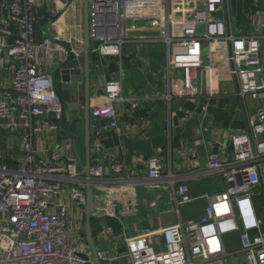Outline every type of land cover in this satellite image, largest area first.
Instances as JSON below:
<instances>
[{
    "label": "built area",
    "instance_id": "built-area-1",
    "mask_svg": "<svg viewBox=\"0 0 264 264\" xmlns=\"http://www.w3.org/2000/svg\"><path fill=\"white\" fill-rule=\"evenodd\" d=\"M228 1L88 0L89 36L97 42L94 51L100 56L120 59L128 42H162L166 65L190 70L201 66L203 42L227 41L219 63L231 65L245 108L247 130L230 138L233 158L210 154L201 172L220 176L225 188L205 195L207 204L197 219L164 226L159 245L147 234L122 232L131 264H225L223 236L232 232L239 233L244 264H264V222L254 203L264 201V33H235ZM78 5L82 30V0L0 1V64L6 59L14 92L0 97V134L16 141L14 153L11 148L0 150V264L86 263L80 256L85 253L84 232L74 208L84 211L85 188L99 184L105 165L94 162L86 177L73 139L64 137L53 145L63 132L62 107L48 70L69 53L76 60L82 55V34L56 35L71 7ZM219 10L225 13L221 17ZM245 16L264 29V10L251 7ZM74 39L78 46H73ZM55 40L68 42L71 49ZM246 96L257 104L254 109L246 107ZM119 99L118 91L110 93L91 115L107 118L109 126L117 128L112 101ZM137 105L132 102L131 110ZM160 151L147 162V179L169 184L177 206L188 203L187 184L164 171ZM6 155L12 163L3 160ZM109 168L120 171L121 165L111 163ZM97 256L116 257L108 249L97 251ZM88 262L93 264L90 257Z\"/></svg>",
    "mask_w": 264,
    "mask_h": 264
},
{
    "label": "crops",
    "instance_id": "crops-1",
    "mask_svg": "<svg viewBox=\"0 0 264 264\" xmlns=\"http://www.w3.org/2000/svg\"><path fill=\"white\" fill-rule=\"evenodd\" d=\"M251 7L264 10V0L228 1L229 19L235 33H264L257 23L250 24L247 20L245 12ZM80 9L79 5L71 7L56 32L57 36L78 38L82 34L83 37L77 18ZM224 14L221 10L217 12L220 17ZM73 46H78L75 39ZM96 46L97 42L92 44L90 40V163L100 161L105 168L102 180L93 186L95 210L91 217V231L97 251L108 249L116 256L100 260L101 264H131L125 255L126 246L120 237L122 232L129 236L147 234L154 245H159L163 241L161 230L164 226L179 219H197L207 204L205 195L225 188L220 176L201 172L210 154L233 158L230 138L246 132L245 108L237 94L231 65L219 63L220 56L229 47L225 40L203 42L201 66L190 70L169 68L162 42H128L123 46L120 59L100 56L94 51ZM6 63L4 59L0 64V97L14 95ZM83 65L82 50L81 57L72 66L82 69ZM111 65L115 66V71L111 70ZM48 70L56 83L57 66ZM114 91L122 95V99L112 101L117 113V128L110 127L107 118L91 115L92 109L104 104ZM61 94L67 111L73 103L78 106L75 113L81 111L83 156L78 147L77 150L83 160L84 93L80 89L76 92L61 90ZM132 102L138 104L134 110H131ZM245 105L250 110L257 106L249 96L245 98ZM7 137L5 132L0 134V150L6 152L11 148L14 153L16 141ZM64 137L68 136L63 131L53 145L58 146ZM158 149L161 150L164 171L179 175L187 184L191 198L188 203L177 206L171 199L169 184L147 179V162ZM3 160L12 163L7 155ZM111 163L120 164V171L111 170ZM219 180L222 189L215 186ZM59 199L66 201L63 197ZM254 203L260 217L261 204ZM74 212L84 232V211L79 213L74 208ZM83 236L82 250L85 253L82 254L92 259L85 232ZM223 242L227 256L240 253L238 232L224 235ZM239 261L237 258L231 264H244Z\"/></svg>",
    "mask_w": 264,
    "mask_h": 264
},
{
    "label": "water",
    "instance_id": "water-1",
    "mask_svg": "<svg viewBox=\"0 0 264 264\" xmlns=\"http://www.w3.org/2000/svg\"><path fill=\"white\" fill-rule=\"evenodd\" d=\"M82 30H83V38H82V49H83V57H84V65L83 68L72 66V63L76 60L72 53L68 54V57L60 62L57 65L56 78L53 86L56 94L59 96L62 107V116L60 119V126L65 134L73 139V151L77 156L79 163L81 164L82 169L85 172V176H89V167L90 163V107H89V88H90V57H89V49H90V36H89V22H88V0H82ZM54 42L61 44L66 47V49L70 50L71 45L64 40H55ZM111 70L115 71V66L111 65ZM58 77V79H57ZM57 84V85H56ZM83 90L84 93V146L85 153L83 160L81 159L77 147L79 143V138L77 135V121L79 117L76 115L75 110L77 109V104L73 103L70 106V110L67 111V104L65 99L61 94V90L64 91H77ZM264 136V133L261 134ZM85 196H86V204L84 207V215H85V224H84V232L86 233L87 240L91 249V258L94 264H101L100 259L97 256V248L94 243V239L91 231V217L95 210V202H94V190L91 185H87L85 188ZM82 258L86 260L85 264H90L88 262L89 257L86 254H80Z\"/></svg>",
    "mask_w": 264,
    "mask_h": 264
},
{
    "label": "rangeland",
    "instance_id": "rangeland-1",
    "mask_svg": "<svg viewBox=\"0 0 264 264\" xmlns=\"http://www.w3.org/2000/svg\"><path fill=\"white\" fill-rule=\"evenodd\" d=\"M260 5L258 4V7H259ZM259 8H261V7H259ZM264 9V8H263ZM91 42H92V44H93V40H91ZM54 87V86H53ZM81 113V111H77V116L78 117H80V114ZM77 135H78V137H79V140H80V143H79V146H78V150H79V153H80V155L81 156H83V145H82V142H83V123H82V121L81 120H79L78 119V122H77ZM215 186H216V188L217 187H219L220 189H222L223 188V185L221 184V181L219 180V182H217L216 184H215ZM260 202V204H261V212H260V218L263 220V222H264V201H259ZM264 227V226H263ZM238 254V255H237ZM237 258H239V262L240 263H244V259H243V256H242V254L241 253H236V255H231V254H229L226 258H225V264H231V262H233V261H235Z\"/></svg>",
    "mask_w": 264,
    "mask_h": 264
},
{
    "label": "trees",
    "instance_id": "trees-1",
    "mask_svg": "<svg viewBox=\"0 0 264 264\" xmlns=\"http://www.w3.org/2000/svg\"><path fill=\"white\" fill-rule=\"evenodd\" d=\"M91 221H93V219Z\"/></svg>",
    "mask_w": 264,
    "mask_h": 264
}]
</instances>
